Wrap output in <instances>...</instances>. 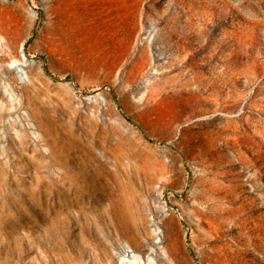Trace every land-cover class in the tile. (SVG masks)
Here are the masks:
<instances>
[{
  "label": "rangeland",
  "instance_id": "rangeland-1",
  "mask_svg": "<svg viewBox=\"0 0 264 264\" xmlns=\"http://www.w3.org/2000/svg\"><path fill=\"white\" fill-rule=\"evenodd\" d=\"M0 264H264V0H0Z\"/></svg>",
  "mask_w": 264,
  "mask_h": 264
}]
</instances>
